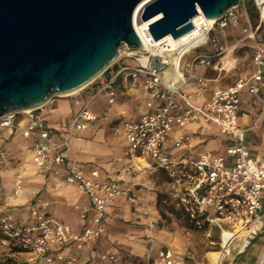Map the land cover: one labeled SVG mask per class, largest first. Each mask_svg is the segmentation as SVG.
I'll list each match as a JSON object with an SVG mask.
<instances>
[{"label": "built area", "instance_id": "1", "mask_svg": "<svg viewBox=\"0 0 264 264\" xmlns=\"http://www.w3.org/2000/svg\"><path fill=\"white\" fill-rule=\"evenodd\" d=\"M250 1L260 22L255 27L249 21L246 0H240L238 6L230 8L210 24L201 23L199 11L191 23L194 31L205 38L189 51H183L179 62L175 61L178 51L167 49L168 41L154 45L149 24L141 28L142 35L136 31L141 46L144 45L141 54L130 52L126 44L121 47L118 60L84 89H91L92 94L60 138L42 118L35 116L39 108L0 116V167L16 161L17 156L9 151L5 139L18 133L32 140L26 151L39 173L57 174L62 170L65 181L74 184L84 198L82 203L74 206L76 217L81 221L80 230L74 223L53 217L48 202L40 197L25 206V222H20L12 213L1 212L0 253L28 254L45 264H79L78 252L87 250L99 261L116 262L117 254L101 249L98 244L107 230V210L122 199L135 201L132 194L140 184L131 180L127 171L104 178H100L97 167L86 172L70 151L74 141H86L82 133L96 120L97 115L90 106L93 99L107 94L110 105L118 104L114 83L127 71L134 83L141 81L148 96L147 110L136 116L118 107V130L124 135L128 154L148 161L156 172L167 176L171 184L170 202L194 227L217 226L222 235L224 232L233 235L231 241L234 233L225 228L230 227L233 232L239 228L245 232V248L250 245L264 227V223L257 226L258 218L264 216V155L251 154L246 136L252 127L239 124V113L243 91L259 102L264 111V42L255 47L254 70L250 76L240 77L226 87L215 88L210 97L199 104H194L197 97L183 88L191 80L196 82V94H201L207 87L208 80L194 74L196 66L221 70L217 58L224 50L219 47L210 51L208 47L215 43L216 31L222 34L230 25L238 23L239 8L246 16L248 26L238 43L255 38L264 22V0ZM123 58L133 59L135 65L130 66L124 61L119 64ZM185 69H188V75H185ZM200 120L220 128L226 137L225 146L206 150L196 158L170 155L166 147L170 131ZM183 144L191 147V139L181 134L175 146ZM26 191L24 175L18 173L12 190L2 195L4 205L8 206ZM148 238L147 262L154 252L153 238L151 235ZM159 259L164 264H173L170 250H161Z\"/></svg>", "mask_w": 264, "mask_h": 264}, {"label": "crops", "instance_id": "2", "mask_svg": "<svg viewBox=\"0 0 264 264\" xmlns=\"http://www.w3.org/2000/svg\"><path fill=\"white\" fill-rule=\"evenodd\" d=\"M236 26V24L230 25L220 37H214L215 45L212 44L208 47L210 51L219 47L224 50L223 55L217 58L218 67L222 66L221 70L215 71L206 66L195 67L194 74L208 80L207 87L201 94H196V82L194 80L183 87L185 91L192 92L197 97L193 101L194 104H199L204 99L209 98L215 88L232 84L226 82L224 78L226 73L236 66L235 62L239 58L232 59L230 56L235 55L237 49L247 45V41L251 40L238 43L241 39L239 38L230 44H226V32ZM188 73V69H185V75ZM129 74L130 72L127 71L119 77L122 80V87L116 90L118 104L110 105L107 94L101 95L104 102L98 108L93 109L91 102L90 106L97 115L96 120L92 121L82 133L86 141H74L70 151L71 155L80 161L86 172L97 167L100 178H104L127 171L129 178L140 184L132 194L135 196V201L122 199L107 210V230L100 237L98 244L101 249L117 254V260L114 264L118 263L119 254L127 257L131 256L132 253L140 252L144 247V237L153 235V231L157 236L156 244L159 245L160 238L156 227L159 221L163 219L158 208L160 203L158 192L162 189L158 179H155L156 171L148 161L133 158L128 154L124 135L118 130L119 106L125 108L127 113L133 116L147 110V93L144 91L141 81L134 83ZM82 92L85 95L83 98L58 103L49 101L35 111V116L42 118L57 135V138H60L74 115L86 103L88 100L86 96L92 90L88 89ZM262 96L264 97V89ZM75 101H78V104ZM239 124L247 128L252 127L246 136V145L251 154L253 156L264 155V111H262L260 103L247 91L241 93ZM181 134L190 137L191 147L187 144L180 147L175 146V142ZM225 141L226 137L220 128L200 120L170 131L166 147L167 152L172 156L196 158L206 150L222 149L225 146ZM5 142L9 151L16 154L17 159L0 167V213H12L20 222H25L27 220L25 206L40 197L48 202V210L53 217L74 223L77 230H80L81 221L76 217L74 206L82 203L84 198L78 193L76 186L65 181L62 170L57 174H41L37 171L30 154L26 151L32 143L31 139H25L16 133L13 136H7ZM18 173L24 175L27 191L6 206L2 195L4 192L12 190ZM164 189L169 193L171 184L168 182V186ZM262 205L264 213V204L262 203ZM262 232L261 230L255 235L250 245L237 251L231 264H259L264 250ZM78 256L79 264H109L97 260L87 250L78 252Z\"/></svg>", "mask_w": 264, "mask_h": 264}, {"label": "water", "instance_id": "3", "mask_svg": "<svg viewBox=\"0 0 264 264\" xmlns=\"http://www.w3.org/2000/svg\"><path fill=\"white\" fill-rule=\"evenodd\" d=\"M145 0H0V116L45 105L96 79L141 47L133 26ZM240 0H154L140 20L155 40L178 38L201 11L219 19Z\"/></svg>", "mask_w": 264, "mask_h": 264}, {"label": "rangeland", "instance_id": "4", "mask_svg": "<svg viewBox=\"0 0 264 264\" xmlns=\"http://www.w3.org/2000/svg\"><path fill=\"white\" fill-rule=\"evenodd\" d=\"M247 9L248 3L250 0H246ZM254 8V7H253ZM251 12V11H250ZM239 21L236 24L237 26L233 29H230L226 32V44L242 38L245 35V29H247V20L242 9H238ZM253 18L249 16V11L247 15L252 26L255 27L260 24L258 15L255 9L252 10ZM257 15V16H256ZM215 37H220L218 31L214 33ZM225 43L224 41H222ZM264 42V22L261 24V27L257 31L255 38L247 41V45H243L241 48L237 49L235 55L230 56V58L235 59L239 58L235 62L236 66L230 72L226 73L224 80L226 82L233 83L239 77L250 76L253 70V55L255 46ZM122 61L130 66L135 65L133 59L123 58L119 61V64ZM230 67V66H229ZM114 87L120 89L122 87V80L119 78L114 83ZM92 92L88 93L86 96L89 98ZM103 94L97 96L94 100L95 102L92 105V108H98L104 102ZM85 97L84 92H80L79 95L69 98H60L55 97L52 99L53 103L64 102L65 100L69 101L76 98ZM51 101V100H50ZM155 179H158V183L161 185L160 192V203L158 204L159 212L161 213L163 219L159 221L157 225V231L159 232L160 244L157 245V236L153 231V245L154 252L153 257L149 262L146 261L145 255L149 248V238L145 236L144 247L140 252L132 253L131 256L123 257L119 254L117 264H164L159 259V252L161 250H170L172 253L173 264H212L210 252H220L223 251L222 246V231L217 226L205 227L203 229H198L194 227L185 217V215L177 209L174 204H172L168 197V192L164 189L168 186V178L165 174L155 172ZM264 204V195L262 199ZM226 230L234 233V238L230 242V247L228 253L224 254L220 264H231L232 258L236 255L237 251L242 248V245L245 241L244 235L245 232L237 228L235 232L230 227H226ZM262 234L264 235V227L262 229ZM242 234L241 237H237ZM263 238V237H262ZM0 264H45L43 261L38 259H33L32 256L28 254H8L5 252L0 253Z\"/></svg>", "mask_w": 264, "mask_h": 264}, {"label": "bare ground", "instance_id": "5", "mask_svg": "<svg viewBox=\"0 0 264 264\" xmlns=\"http://www.w3.org/2000/svg\"><path fill=\"white\" fill-rule=\"evenodd\" d=\"M152 1H154V0H145V1L141 2L137 6V8L134 12V15H133V26H134L135 30L141 35H142V29H144L149 24V22H142L140 20L141 13H142L144 7ZM199 14L202 16L201 17V19H202L201 23L202 24H203V22L206 24H210V23H213L215 21V19L206 18L205 15L201 11L199 12ZM196 21L198 22V20H196ZM196 36H198V37H196ZM204 38H205V35L198 34L196 31H194V28H192L190 31L186 32L185 34L181 35L178 38H174L172 35H167V36H165L159 40L154 39L153 43H154V45H158L159 43H161L163 41H168L169 44L166 45L167 49L178 51L179 54L177 53V56L175 57V61L179 62L180 56H181L183 51H189L193 46L197 45L200 42V40H202ZM143 48H144V45H142L141 47H139L137 49L130 50V52H132L134 54H141ZM92 82L93 81H91L88 84H85L84 86H82L76 90H73L71 92L59 94L57 97H60V98L74 97V96L78 95V93H80L81 91L86 89L88 87V85ZM95 99H93L92 103L95 102L94 101ZM75 103L78 104V101H75ZM40 107H42V106H40ZM40 107H37V108H40ZM33 109H36V108H33ZM33 109H25V110H22L21 112L27 113ZM263 223H264V216H261L257 220V226H259ZM241 236H242V234L240 233V235H238L237 237H241ZM232 237H233V235L228 233V232L223 233V235H222L223 251L210 252V254H209L211 257L212 264H220V261L222 260L224 254L228 253V251H229V247H230L229 245H230V241H231ZM246 242L247 241L245 240L243 245H242V248L245 247ZM259 264H264V250H263L262 256L260 258Z\"/></svg>", "mask_w": 264, "mask_h": 264}, {"label": "trees", "instance_id": "6", "mask_svg": "<svg viewBox=\"0 0 264 264\" xmlns=\"http://www.w3.org/2000/svg\"><path fill=\"white\" fill-rule=\"evenodd\" d=\"M250 7V8H249ZM248 8L249 9H247V11H249V16L251 17V18H253V13H252V10L254 9L253 8V5H252V3L251 2H249L248 3ZM251 11V12H250ZM257 16V15H256ZM159 198H160V196H158ZM160 200V199H159Z\"/></svg>", "mask_w": 264, "mask_h": 264}]
</instances>
